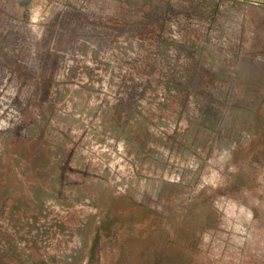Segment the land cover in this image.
I'll use <instances>...</instances> for the list:
<instances>
[{"label":"rangeland","instance_id":"rangeland-1","mask_svg":"<svg viewBox=\"0 0 264 264\" xmlns=\"http://www.w3.org/2000/svg\"><path fill=\"white\" fill-rule=\"evenodd\" d=\"M0 264H264V0H0Z\"/></svg>","mask_w":264,"mask_h":264},{"label":"bare ground","instance_id":"bare-ground-1","mask_svg":"<svg viewBox=\"0 0 264 264\" xmlns=\"http://www.w3.org/2000/svg\"><path fill=\"white\" fill-rule=\"evenodd\" d=\"M4 78V77H3ZM2 80V79H1Z\"/></svg>","mask_w":264,"mask_h":264}]
</instances>
